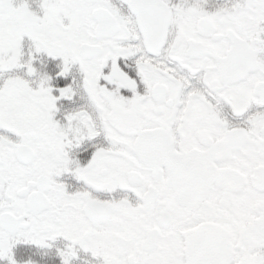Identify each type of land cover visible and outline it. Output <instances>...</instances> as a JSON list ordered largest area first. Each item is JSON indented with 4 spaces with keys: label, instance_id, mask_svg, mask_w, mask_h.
Returning a JSON list of instances; mask_svg holds the SVG:
<instances>
[{
    "label": "snow or ice",
    "instance_id": "1",
    "mask_svg": "<svg viewBox=\"0 0 264 264\" xmlns=\"http://www.w3.org/2000/svg\"><path fill=\"white\" fill-rule=\"evenodd\" d=\"M0 264H264V0H0Z\"/></svg>",
    "mask_w": 264,
    "mask_h": 264
}]
</instances>
